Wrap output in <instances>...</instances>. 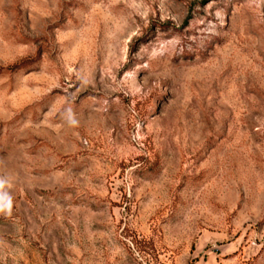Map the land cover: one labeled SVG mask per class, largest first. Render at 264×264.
Listing matches in <instances>:
<instances>
[{
    "label": "rangeland",
    "instance_id": "rangeland-1",
    "mask_svg": "<svg viewBox=\"0 0 264 264\" xmlns=\"http://www.w3.org/2000/svg\"><path fill=\"white\" fill-rule=\"evenodd\" d=\"M0 264H264V0H0Z\"/></svg>",
    "mask_w": 264,
    "mask_h": 264
},
{
    "label": "clouds",
    "instance_id": "clouds-1",
    "mask_svg": "<svg viewBox=\"0 0 264 264\" xmlns=\"http://www.w3.org/2000/svg\"><path fill=\"white\" fill-rule=\"evenodd\" d=\"M6 181L0 179V213H11L12 209V198L4 191Z\"/></svg>",
    "mask_w": 264,
    "mask_h": 264
}]
</instances>
